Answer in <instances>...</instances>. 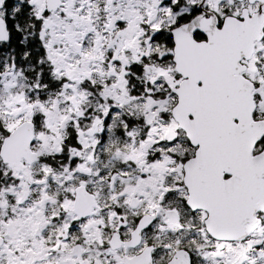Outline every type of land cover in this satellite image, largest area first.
Returning a JSON list of instances; mask_svg holds the SVG:
<instances>
[{
  "label": "snow or ice",
  "instance_id": "6c2138e0",
  "mask_svg": "<svg viewBox=\"0 0 264 264\" xmlns=\"http://www.w3.org/2000/svg\"><path fill=\"white\" fill-rule=\"evenodd\" d=\"M0 264H264V0H0Z\"/></svg>",
  "mask_w": 264,
  "mask_h": 264
}]
</instances>
